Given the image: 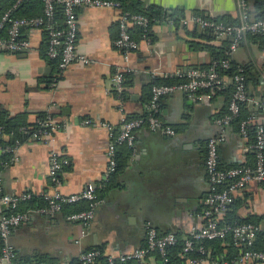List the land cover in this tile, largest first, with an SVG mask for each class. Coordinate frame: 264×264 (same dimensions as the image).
<instances>
[{
  "label": "crops",
  "instance_id": "1",
  "mask_svg": "<svg viewBox=\"0 0 264 264\" xmlns=\"http://www.w3.org/2000/svg\"><path fill=\"white\" fill-rule=\"evenodd\" d=\"M138 1L144 9L157 7L166 13L176 11V15L172 24L167 20L154 21L150 30L152 45L137 38L139 48L130 55L127 64L113 47L118 34V13L110 9L76 12V52L90 63H73L56 87L51 86L56 65L45 56L40 32H25L31 51L0 52V112L10 118L19 117L30 125L45 113L59 123H67L68 130L57 133L53 145L70 163L60 175V191L74 194L93 186L105 201L96 209L86 231L80 224L66 221L64 212L54 217L31 214L9 238L20 261L68 264L93 250L105 258L118 256L145 245L147 224L160 235L173 233L184 240L205 223L202 214L209 193L204 168L206 143L220 134L216 119L227 110L229 93L212 97L208 114L192 109L181 92L161 98L159 118L175 135L165 136L146 127L137 130L135 154L128 147L119 146L122 169L111 177L107 187L108 132L82 126L80 122L92 119L115 128L120 125L123 115L118 111L112 85L114 69L120 66L130 74L124 114L127 117L143 115L153 79H164V75L177 67L207 66L211 61L210 49L220 48L225 42L223 38L208 39L201 28L182 25L181 21L197 15L227 24L238 23L241 11L237 0ZM232 59L238 65L254 68L264 79V51L258 44L249 42L239 47ZM226 82L230 84L229 79ZM247 90L250 98L264 99V83L255 86L252 82ZM256 118V124L264 125L263 114ZM48 152V146L32 140L23 142L17 161L2 172L5 192L20 195L50 191ZM218 159L222 168L253 164L251 143L240 136L235 126L226 129L225 141L218 147ZM226 219L263 224L264 182L251 183L234 194L231 206L218 217L219 222ZM233 247L222 243L215 259L210 258L203 264H231L229 261L239 248ZM254 248L264 251V240L257 241L256 237ZM145 264L162 263L156 256H148Z\"/></svg>",
  "mask_w": 264,
  "mask_h": 264
},
{
  "label": "built area",
  "instance_id": "2",
  "mask_svg": "<svg viewBox=\"0 0 264 264\" xmlns=\"http://www.w3.org/2000/svg\"><path fill=\"white\" fill-rule=\"evenodd\" d=\"M30 0H16L7 9L0 19V52L7 54H21L31 51L32 46L27 31H38L45 34L47 48L45 56L49 61L56 62V75L51 80V86L56 87L61 76L75 62L89 65V59L79 56L76 52L77 44V16L81 9H110L118 13L117 38L113 41V47L120 52L124 64L129 61L130 55L139 48V43L130 34L132 28L140 29L142 40L147 45H152L149 31V19L143 15L130 14L121 9L118 2L112 0H42V14L31 18H15L12 13L22 3ZM241 11L240 22L237 25L215 23L201 16L192 15L181 21L182 25H196L199 28L209 29L216 38H229L227 56H233L237 51L245 33L260 34L264 36V20L250 21L248 18L247 0H237ZM61 9V21L55 18V9ZM175 20V19H174ZM171 24L174 22L169 21ZM264 51V49H263ZM230 68L228 59L213 61L207 69L192 67H177L172 72L164 75L166 78H175L179 82L175 85H154L150 89L151 97L146 107L145 115L135 119H128L124 114V82L128 70L122 66L116 67L112 76L113 90L118 101V111L122 113L120 125L115 128L104 121L85 119L80 122L82 126L101 128L108 132L109 144L107 146V170L105 182L116 171V153L119 146H126L135 154V132L146 127L151 132H159L162 135L173 137L174 130L164 125L158 119L159 101L162 97L174 92H181L191 103L196 112L208 114L210 101L216 92L226 90L227 78L219 74L218 70ZM232 85V96L228 104V114L217 118L216 124L220 128V134L208 139L206 143V156L204 168L209 185V193L205 198V209L202 217L205 223L198 230L190 232L187 238L182 240V250L179 257L180 264H203L210 257L204 242L222 241L230 236L237 247H241L239 258L230 261L231 264H243L247 262H259L264 264V252L254 248L258 233H264V225L242 223L235 225H220L218 217L227 211L237 192L244 190L251 183L264 182V129L262 124H256V114L252 113L239 125V134L246 138L247 126L256 124L255 143L251 146L255 161L253 166H238L222 169L218 159V147L225 141L226 129L229 122L238 117L240 104H246L253 111L264 110V102L250 98L246 94L244 78L235 75L229 79ZM194 112V113H196ZM37 129L28 133L26 128H21L28 139L49 147L48 152V179L51 190L39 194L23 193L11 195L5 192L2 172L9 167V163L17 161V153L22 142L15 140L12 145L0 146V156L9 155V161L0 164V264H57L48 262H23L17 259L16 251L10 244L9 238L12 231L26 223L31 214L54 217L63 212L65 206L87 204V209L71 212L65 216L66 221L80 224L86 231L94 220L96 209L105 201L98 195L93 186H87L84 190L74 194H63L60 191L62 180L60 175L69 166V161L53 147L55 136L59 132L68 130L67 123H59L49 113L43 120H36ZM2 137V128L0 127ZM6 136H3V138ZM223 187L222 190H218ZM38 200L42 205L36 209L16 212L20 204ZM145 245L129 253L118 256L106 257V264H145L148 255H157L162 263L168 262V250L178 243V238L173 233L158 234L156 229L147 224L145 227ZM243 247V248H242ZM243 249V250H242ZM196 257H191L192 254ZM99 251H87L80 255V264H95L101 257ZM67 264V263H61Z\"/></svg>",
  "mask_w": 264,
  "mask_h": 264
},
{
  "label": "trees",
  "instance_id": "3",
  "mask_svg": "<svg viewBox=\"0 0 264 264\" xmlns=\"http://www.w3.org/2000/svg\"><path fill=\"white\" fill-rule=\"evenodd\" d=\"M15 1L16 0H0V16L3 15L7 9L12 7V5L15 3ZM112 1L118 2L121 6V9L125 12H128L130 14H139V15H143V16L147 17L149 19V31L151 30V26L154 23V21H156V20L157 21L158 20H167V21L173 20L174 21V18L176 15V11L166 13L164 10H161L157 7H151L148 9H144L138 0H112ZM247 2H248L247 14H248L249 20L250 21L251 20L252 21L264 20V0H247ZM41 14H42V0H30V1L24 2L20 6H18V8L13 11L12 16L15 18H31V17H35V16H40ZM55 18L59 21H61V19H62L61 9L59 7L55 9ZM211 21H213L215 23H222V22H218V21H214V20H211ZM239 22H240V20H239ZM239 22L238 23L237 22L236 23H230V25H237V24H239ZM223 24H227V23H223ZM130 34L132 35V37L136 41H138L137 38L142 39L143 32L138 28H132L130 30ZM203 34L204 35L208 34V36H209L208 39L215 37L209 29H203ZM149 36L151 37V35H149ZM43 38H44L45 52H46L47 39H46L45 34H43ZM224 39H225V42H223V44L220 48L210 49L211 61L209 62V64L207 66L192 67V68L207 69L213 61H216V60L218 61L221 59H228L229 63H230V68L227 70H218L219 74L224 75L227 79H232L235 75H238V74L241 75L244 78V83H245V87H246V94H247V96H249L248 92H247L248 91L247 88H248L249 84L254 82L255 86H261L264 83V79L262 78V74L261 73H259V74L255 73L254 68H252L248 65H238L237 63H235L233 61L232 56H230V57L227 56V51H228L229 45L231 43V39H229V38H224ZM249 42L254 43V44H258V46L261 49H264V36L263 35L245 33L242 41L239 44V47H241V46H243ZM50 62L53 65H56V62H54V61L53 62L50 61ZM129 77H130L129 73L125 74V82H124L125 88L127 87V84H128L127 80H129ZM178 82H179V80L175 79V78L153 79L150 86H149V89H151V87L154 85H175ZM227 86H228V88L226 90L216 92V94H215V96H216L218 93H225V92L229 93V100L227 102V110L220 117H223V116L228 114V104L231 100L233 89H232L231 83L229 85L227 84ZM126 95L127 94L124 92V95H123L124 100H126ZM150 97H151V93L149 95V99H148V102L146 104V107L150 101ZM259 100L264 102V99H259ZM145 112H146V109H145ZM145 112L141 116L127 117V118L128 119L139 118V117L144 116ZM159 113H160V101H159V111H158L157 116H156L158 119H160ZM252 113H255L256 116L258 114L264 115V110L253 111V109L248 107L246 104H240L239 115H238V117L234 118L233 120H231L229 122V127L235 126L239 132L240 123L243 120H246ZM46 116H47L46 113L40 114V115H38L36 120H43L46 118ZM51 117L54 119V116L51 115ZM220 117H218V118H220ZM0 127L2 128L3 136H6L4 138H3V136L2 137L0 136V146L12 145L15 140H19L22 143L29 140L28 135L23 134V132L20 131L21 128H26L27 130L29 129L28 133L37 129L36 123H34L32 125L26 124L25 122L20 120L19 117L10 118L5 112H0ZM255 129H256V124H250L247 126L246 138H248V140L250 141L251 146L255 143ZM263 129H264V125H263ZM118 148H117V153H116V161H117L116 171L113 175H111V177H113L116 173L119 172V170L122 169V164L119 161L121 155L118 151ZM252 152H253V150H252ZM131 153H132V151H131ZM253 158L255 161L254 152H253ZM9 159H10L9 155L0 156V164L2 162L9 161ZM254 161H253V164H254ZM11 164L12 163H9L8 166H10ZM253 164L251 163V165H245V166H253ZM233 167H238V166H233ZM233 167H229V168H233ZM222 169H228V168H222ZM111 177L109 178V181L106 183V185H105L106 187L110 184L111 179H112ZM262 184H263V182H262ZM222 189H223V187H220L218 190H222ZM96 192L98 193V190H96ZM231 204L228 206V208L231 206ZM41 205H42V203L40 201L33 199L30 202L20 204V206L18 207L16 212H23V211L30 210V209L31 210L36 209V208L40 207ZM228 208H227V210H228ZM85 209H87V204L82 203V204L74 205V206H65L63 212L65 213V216H66L67 214H69L71 212H77V211H81V210H85ZM219 223H220V225H235V224H242V223L259 224V223L249 222V221H244V222H242V221H230L228 219H226L225 221H221ZM260 225H264V223L260 224ZM259 239L264 240V233H262V232L258 233L257 241ZM222 243H227V244H229L230 247L235 248V247H233L235 245H234L233 240L231 239L230 236L226 237V239H224L222 241L204 242L201 244L208 251L209 257L214 260L215 256H216L215 252H217V250L218 251L222 250L221 249ZM240 248H237L238 253L235 256H233L230 261H233V260H236L239 258V255L241 252ZM210 249H212L211 252H210ZM181 250H182V240L178 239V243L174 247H172L168 250V262L167 263H162L161 260L157 257V255L152 254V255H148V256H156L157 259H159V261L162 264H180L183 262L182 259L179 257V253L181 252ZM256 250H258V249H256ZM260 251H262V250H260ZM196 256L197 255L195 253L191 255V257H196ZM96 262H101L103 264H106V258L101 256L97 259ZM68 264H80V263H79V260H76V261H71ZM127 264H133V263H127Z\"/></svg>",
  "mask_w": 264,
  "mask_h": 264
}]
</instances>
